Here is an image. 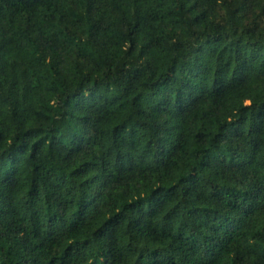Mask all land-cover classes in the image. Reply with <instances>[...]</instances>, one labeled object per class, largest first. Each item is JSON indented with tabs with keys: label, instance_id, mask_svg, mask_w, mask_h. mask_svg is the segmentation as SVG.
<instances>
[{
	"label": "trees",
	"instance_id": "1",
	"mask_svg": "<svg viewBox=\"0 0 264 264\" xmlns=\"http://www.w3.org/2000/svg\"><path fill=\"white\" fill-rule=\"evenodd\" d=\"M0 264H264V0H0Z\"/></svg>",
	"mask_w": 264,
	"mask_h": 264
}]
</instances>
